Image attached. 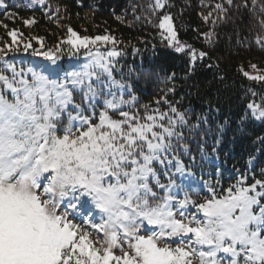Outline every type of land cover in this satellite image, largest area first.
Wrapping results in <instances>:
<instances>
[{"label":"snow or ice","instance_id":"1","mask_svg":"<svg viewBox=\"0 0 264 264\" xmlns=\"http://www.w3.org/2000/svg\"><path fill=\"white\" fill-rule=\"evenodd\" d=\"M164 6L156 0V7ZM215 9L224 11L219 3ZM259 24L264 28V19ZM158 28L176 52L188 49L192 61L207 55L178 40L170 15L159 19ZM18 34L8 30L11 43L0 47V61L19 50L13 47ZM254 39L264 50V35ZM99 42L115 39L80 36L68 27L61 43L90 57L79 70L62 71L60 56L36 49L32 55L50 65L17 70L5 61L11 77L0 73V264H193V258L199 264H264V170L251 182L241 176L223 194L209 186L203 202L187 194L177 200L173 176L185 168L171 154L173 138H182L177 129L188 124L186 114L171 105L172 116L147 105L143 115L131 111L135 97L125 100L112 91L125 88L112 76L111 58L120 53L93 52L89 46ZM30 47L25 43L23 50ZM248 68L237 71L264 83V68L250 62ZM77 92L87 107L75 102ZM102 96L111 98L97 111ZM247 108L264 120V104ZM88 203L83 218L77 209ZM189 205L202 217L186 215Z\"/></svg>","mask_w":264,"mask_h":264},{"label":"trees","instance_id":"2","mask_svg":"<svg viewBox=\"0 0 264 264\" xmlns=\"http://www.w3.org/2000/svg\"><path fill=\"white\" fill-rule=\"evenodd\" d=\"M5 1L0 22L7 29L0 26V47L11 43L8 30L23 33L13 45L19 50L5 58L17 70L51 64L43 56H33L34 49L60 56L57 63L62 71L77 70L75 66L82 63L86 50L70 53L69 46L61 43L68 27L80 36L110 35L115 39L110 45L122 55L112 76L125 85L123 90L112 91L125 100L135 97L131 111L143 115L147 105L149 110L159 109L172 116L171 105L186 114L188 124L177 129L182 138L178 142L173 138L175 152L171 154L183 162L185 172L181 175L174 167L168 169L175 173L173 179L179 186L173 190L178 193L177 200L187 194L203 202L209 186L223 194L241 176H247L248 182L261 178L264 120L256 121L247 105L264 104V83L248 80L237 69L248 67L249 62L264 68V50L254 39L264 35L259 24V19H264V0L255 4L247 0V7L245 0H233L232 4L227 0H161L163 8L156 7V0H45L43 5L35 0ZM217 3L224 11L215 9ZM209 12L212 15L205 20ZM164 14L172 17L178 40L197 53L206 52L204 58L192 61L188 49L176 52L168 45L158 28ZM26 19L35 23L25 25ZM25 43L31 44L27 52L23 50ZM98 44L89 47L95 52ZM5 61H0V73L11 77ZM105 98L111 97H99L97 111ZM74 100L87 107L82 92L74 93ZM62 119L67 123V114ZM157 168L164 171L163 166ZM160 178L167 183L166 176L161 174ZM186 211L190 216L196 213L191 205Z\"/></svg>","mask_w":264,"mask_h":264},{"label":"rangeland","instance_id":"3","mask_svg":"<svg viewBox=\"0 0 264 264\" xmlns=\"http://www.w3.org/2000/svg\"><path fill=\"white\" fill-rule=\"evenodd\" d=\"M0 2H2V4L3 5H7V2L5 1V0H0ZM162 3V2H161ZM5 9V7H0V12L2 11V10H4ZM175 49V48H174ZM98 50L101 52V53H106V52H108V51H111V50H115V51H117V52H119L120 53V51L118 50V49H116L113 45H110V42L109 43H107V44H105V43H101V44H98ZM122 55H121V53H120V55L119 56H117V57H114V58H111L112 59V64L114 65V67L116 66L115 65V63H116V61L117 60H119V58L121 57ZM90 59V57L89 56H87V55H84V57L82 58V63H78V64H76V68L75 69H77V70H79L80 69V67H82L85 63H87L88 62V60ZM76 60H77V58H76ZM113 67V68H114ZM245 70H248L249 72H251L252 70L250 69V68H248V67H245ZM112 74H113V72H112ZM252 74H255V73H252ZM251 111V110H250ZM254 118V117H253ZM255 119V118H254ZM256 121H262V120H257V119H255ZM82 216H83V218H87V217H85L84 216V214L82 213V212H80L79 210H77ZM186 215H188L189 217H190V214H189V212H187L186 211ZM77 222H79V220L77 221ZM169 242H171V241H169ZM193 264H199V261H198V259L197 258H193Z\"/></svg>","mask_w":264,"mask_h":264}]
</instances>
